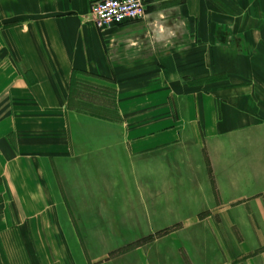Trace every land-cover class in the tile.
<instances>
[{"label": "crops", "instance_id": "0c3cea01", "mask_svg": "<svg viewBox=\"0 0 264 264\" xmlns=\"http://www.w3.org/2000/svg\"><path fill=\"white\" fill-rule=\"evenodd\" d=\"M91 1L0 0V264H264V0Z\"/></svg>", "mask_w": 264, "mask_h": 264}, {"label": "rangeland", "instance_id": "374dc122", "mask_svg": "<svg viewBox=\"0 0 264 264\" xmlns=\"http://www.w3.org/2000/svg\"><path fill=\"white\" fill-rule=\"evenodd\" d=\"M70 100L69 103L73 107H78V109L86 112L87 114H91L93 116H99L103 118L111 119L114 118L113 113V94L110 89L107 87L91 84L85 79H81L79 77H73L70 82ZM14 194V193H13ZM7 214H13L14 208L7 207ZM5 209V210H6ZM21 211H25L29 214H35L37 211L44 209H39L37 207H24L20 209ZM46 211V210H45ZM141 241H136L135 243H129L125 245L123 248L116 250L115 252L127 251L132 249L134 246L138 245ZM75 244V242H74ZM59 251V252H58ZM109 254V253H108ZM103 259H98V261H91V258H99V254L97 255H80L75 249H73L72 256V264H97L103 263L108 259H112V256L108 255ZM64 255L61 254L60 250L57 247L56 251V260L58 264H63ZM65 262V261H64Z\"/></svg>", "mask_w": 264, "mask_h": 264}, {"label": "built area", "instance_id": "2783aa9c", "mask_svg": "<svg viewBox=\"0 0 264 264\" xmlns=\"http://www.w3.org/2000/svg\"><path fill=\"white\" fill-rule=\"evenodd\" d=\"M144 14L143 0H93L88 8V15L99 30L141 19Z\"/></svg>", "mask_w": 264, "mask_h": 264}, {"label": "trees", "instance_id": "16d2710c", "mask_svg": "<svg viewBox=\"0 0 264 264\" xmlns=\"http://www.w3.org/2000/svg\"><path fill=\"white\" fill-rule=\"evenodd\" d=\"M72 79V78H71Z\"/></svg>", "mask_w": 264, "mask_h": 264}]
</instances>
